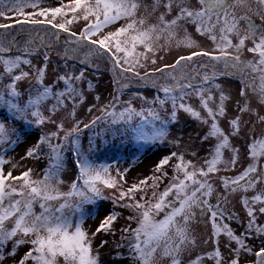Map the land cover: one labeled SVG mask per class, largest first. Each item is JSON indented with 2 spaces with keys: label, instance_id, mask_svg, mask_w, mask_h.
I'll list each match as a JSON object with an SVG mask.
<instances>
[{
  "label": "snow or ice",
  "instance_id": "snow-or-ice-1",
  "mask_svg": "<svg viewBox=\"0 0 264 264\" xmlns=\"http://www.w3.org/2000/svg\"><path fill=\"white\" fill-rule=\"evenodd\" d=\"M25 8L34 11L25 12ZM0 18L13 20L21 25V31L25 24L49 25L58 30L29 29L22 45L15 36L6 45L4 38L10 34H0V111L7 114L4 119L21 122L16 128L0 119V264L14 258L22 245H29L28 250L14 264H59L60 258L63 264H102L99 248L107 242L101 241L94 249V239L102 231H111L120 213L110 212L91 234L83 225L91 215L86 206L96 208L106 199L114 207L131 213L127 217L129 225L122 229V239L127 243L118 245L127 247L130 264H185L184 254L196 245L191 229L196 209H200L201 217L205 211L210 214V239L215 242L221 234L227 237L225 247L230 257L225 260L217 242L211 252L189 258L187 264H203L205 259L214 264H239L242 252L252 254L246 240L253 232L264 235V224L256 222L257 213L264 215V188L256 191L258 184L264 185V114L250 102L254 95L258 106L264 107V0H196L195 5L192 0H151L150 4L144 0H68L65 4L61 0L60 6L50 8L40 7L39 0H0ZM81 20L84 26L73 31L71 25ZM118 23L114 30L107 31ZM12 26L0 24V29ZM189 26L211 40L214 48L191 51L189 55L177 56L173 63L149 69V63L156 65L158 59L164 58L161 53L199 48ZM61 32L67 35L63 38L64 49L57 55L65 68L69 61L83 67L79 73L64 71L54 83H45L51 63L49 52L61 41ZM249 41L247 51L254 54L253 58H242V50ZM41 49L43 64L36 66L30 57ZM93 57L107 58L114 72L115 88L111 99L98 108L100 114L84 123L75 119L77 108L85 101L79 85L85 80V69L93 66ZM195 58L207 59L197 62ZM221 77L239 79V96L243 101L235 102L236 114L228 119L227 130L219 121L227 115L226 103L231 96L216 83ZM130 81L155 89L157 94L148 100L133 92L128 100L121 101L124 91L133 87ZM60 83L63 87L58 86ZM91 87L89 81L88 88ZM193 95L199 99L205 115L186 102ZM137 98L149 107L137 110L133 106V99ZM166 104H171L167 120L159 114ZM69 105L71 111L67 116L74 122L65 128L63 121L57 123L53 117ZM95 107L91 105L88 111ZM179 111L207 126L200 138L202 142L215 140L203 165L198 167L186 160L183 153L173 152L160 159L153 175L129 185L130 169L121 171L116 167L113 175L114 165L100 161L101 155L107 156L116 148L117 141L121 147L135 143L139 149L163 140L168 123L176 121ZM244 114L255 119L244 121ZM137 117L139 122L133 124ZM46 123L53 124L56 130L42 133L21 157L46 158L47 167L42 174L33 178L32 169L17 176L11 170L5 172L4 165L11 162L5 160L4 153L22 142L28 135L26 128L35 130ZM257 125L261 126L259 133ZM243 127H248L246 148L250 162L237 175L218 177L223 192L217 194V204L211 205L208 198L215 191L211 178L222 170L236 168L240 149L231 138L239 136ZM85 130L90 133L87 147L81 139ZM69 151L77 175L68 190L61 191V174ZM225 151L230 153L227 159ZM173 159L176 162L169 176L164 167ZM15 168L17 164H12ZM165 179L168 183L160 190ZM106 189L111 190V195H106ZM238 191L254 192L251 197L243 195L240 199L247 223L239 235L228 223L239 218L226 213L221 206L227 205L229 194ZM53 202H59L58 206L54 207ZM37 204L39 212L34 211ZM161 214L162 218H158ZM9 221L10 226H6ZM132 223L136 224L134 228ZM254 255L255 264H264V247ZM117 256L123 258L121 253Z\"/></svg>",
  "mask_w": 264,
  "mask_h": 264
},
{
  "label": "rangeland",
  "instance_id": "rangeland-1",
  "mask_svg": "<svg viewBox=\"0 0 264 264\" xmlns=\"http://www.w3.org/2000/svg\"><path fill=\"white\" fill-rule=\"evenodd\" d=\"M145 3L150 4L151 0H144ZM193 2V0H192ZM40 7L50 8V7H58L60 6L61 0H39ZM63 3H68V0H63ZM34 9L32 8H25V12H32ZM143 12V9H141ZM22 19V17L20 18ZM59 20V18H58ZM123 23V21L119 22ZM119 23L115 26H110L107 31L114 30V27H118ZM0 24H10L13 25L11 28L5 30L0 29V34H10L6 35L4 38V43L6 45L10 44L12 41V37L15 36L17 42L19 44H23L25 40L28 38L29 29L32 28H40L42 30L48 32H55L58 31L56 29H51L49 25L43 26H32L30 24L23 25V31H21V25L15 24L13 20H5L0 18ZM84 26V21H80L79 23L71 25L73 31H79ZM189 31L193 33V38L197 40L199 44V48L194 49H187L181 48L179 50L173 49L171 52L163 55V59L157 60L156 65H152L149 63L148 68L152 69L155 67H159L163 64H170L173 63L177 56L179 55H189L191 51H200L202 49H213V44L205 43V39L201 35L196 34L194 29L189 26ZM34 34V33H33ZM66 33L61 32V41L50 50L49 54L51 57V63H49L47 68V74L45 83H54L56 76L58 74H62L64 71H75L79 73L82 65L78 62L73 63L69 61L67 68H65L64 63L61 61L60 57L57 53L62 52L64 49L63 38L66 36ZM207 41V39H206ZM54 42V38H53ZM15 51V50H14ZM43 52L44 49H41L40 53L34 54L30 57L32 64L36 66H42L43 64ZM244 58V57H242ZM79 57H77L78 61ZM197 62L206 61L207 58H195ZM92 67H87L85 69V80L82 84L79 85L84 91L85 94V101L82 105H80L76 110V120H81L84 123L90 121L94 116L99 115L98 108L101 105L106 104L110 99L114 92L115 85L113 83L114 73L112 71V66L108 62L106 57H93L92 58ZM219 66H223L220 64ZM2 70V68H0ZM25 70L27 66H25ZM140 72L143 73L144 69H140ZM117 79L119 77L117 76ZM91 82L92 87L91 89L88 88V82ZM133 84V87L130 90H125L124 94L121 97V101H126L130 98L133 92L137 93L139 96L146 97L148 100H152L156 93L155 89L150 87H141L137 85L134 81H130ZM220 83L226 93L230 94L231 100L226 103V110L227 115L224 118L220 119V125L225 130L228 129V119L232 118L235 112V102L239 99L242 101V98L239 96V90L241 85H231L230 83ZM25 85L22 84L21 88ZM59 87H63L62 83L58 85ZM218 95V94H217ZM99 97V100L95 99ZM187 103H190L194 108L198 111H201L202 115H205L203 109L200 108L199 99L196 96H191L187 99ZM251 106L257 108L261 114H264V107H260L257 104V98L253 95L250 98ZM48 103H51L49 101ZM91 105H96L93 108L92 112L88 111V108ZM133 106L139 110L141 107H149V105H145L144 101L137 98L133 99ZM210 106H214L211 105ZM71 111V106L69 105L67 110L59 111L53 119L60 123L63 121L65 128H69L72 126L74 120L67 116V112ZM171 112V104H166L163 108L159 109V114L165 120L168 119L169 114ZM7 114L4 111H0V119H3L4 123L10 127L19 128L21 126V122L17 120H8L4 119ZM255 117L251 116L250 114H244L243 120L249 121L254 120ZM139 122V118H135L132 123L136 124ZM250 126V125H249ZM81 127L83 125L81 124ZM260 125H257V133H259ZM55 126L50 123H46L42 127H37L35 130L32 128H26L25 131L28 135L22 140L21 143L15 146L14 149L9 150L4 153L5 160L10 161L4 165L5 172L11 170L14 176L19 175L22 171L27 169L33 170V178H37L39 174H42V171L45 167H47V160L46 158H41L39 160L27 158L21 159L25 155L26 150L34 145L39 136L44 132L55 131ZM207 131V126L201 124L199 121L190 117L187 113L183 111H179L177 114V119L175 122H169L167 125L166 135L161 141H157L152 144H147L144 147H140L137 149L135 143H127V147H121L119 141H117V146L112 151H110L107 156L101 155L100 161L106 162L109 164H113L114 167L112 168V174L115 175L116 167H118L121 171L125 168L130 169L127 173V180L128 184L130 185L133 182H136L139 179H143L146 176L153 175V170L155 165L162 159L163 157L169 156L171 153H183L186 160H191L194 164L198 167L203 165L204 158L208 154L209 147L215 143V140L210 139L209 141L202 142L201 137ZM89 131L85 130L82 134V144L84 147H87V138L89 136ZM232 143L234 146L240 149V159L235 169H230L228 171H220L215 176H212L211 182L214 185L215 191L213 194L208 198L209 203L211 205L217 204V194L222 193L223 189L219 184L218 177L219 176H234L237 175L240 171L243 170L244 167L250 162L247 157V148H246V141H248V127H243L242 132L237 137H232ZM5 147H8L5 145ZM119 149V151H117ZM45 151L47 149L45 148ZM195 153V155H192ZM230 153L225 151L224 157L225 159L229 158ZM115 160V161H114ZM113 161V162H111ZM176 161L175 159L171 160L168 165L164 167V170L168 173L169 176L173 174L172 172V164ZM264 162V161H262ZM12 164H17V168L12 169ZM223 168V166H221ZM77 169L73 163V157L71 152H67L65 154V169L61 174V179L63 180V184H61L60 190L67 191L68 186L71 182L76 178ZM151 183V181H149ZM168 183L167 179L164 180L163 183L160 184V190H163L165 185ZM127 186V185H126ZM261 188H264V185H257L256 191H259ZM106 195H111V190H105ZM254 194L253 191H249L248 193L243 192H236L233 194L228 195V203L224 205L222 203V208L226 210V213H234L239 218L238 220H231L228 221L230 226L233 228L234 232L239 235L241 232L244 231V228L247 223V214L246 210L240 203V199L243 195H247L251 197ZM139 198V194L137 196ZM8 201L5 200V204ZM59 202H53V206H58ZM259 207V205H257ZM86 210L91 213V215L85 220L83 227L91 234L94 232L95 229L99 226L101 220H103L110 212L115 211L120 213L117 220L113 223L112 229L109 232H100L96 235L93 248L96 249L99 247L101 241H106L107 243L102 247L99 248L100 259L102 264H130L129 259L127 258L128 249L127 247H118V245H125L127 243L126 240H123L122 237L124 233L122 229L127 227L130 221L127 217L131 214L126 209H120L118 206L114 207L111 200H104L100 202L99 206L93 208L92 206H86ZM34 211L39 212V205L34 206ZM196 219H194L191 223L192 233L196 238V245L192 249L191 252H186L184 254L185 264H187V260L189 258H194L196 255L205 256L207 253L211 252L216 246L217 242L219 245V249L222 252L225 260L230 257V253L228 252L225 245L228 243L227 237L221 234L220 236L215 238V242L213 239H210L211 232H212V221L210 218V214L205 211L203 217H201L200 209H196ZM162 215L158 218H162ZM256 222L257 224H264V215L257 213L256 215ZM11 222H6V226H10ZM131 226L134 228L136 226L135 223H132ZM205 241H208L205 243ZM247 245L252 249V254L247 252H242L239 256V264H255L256 257L254 255L255 251L259 250L260 248L264 247V235H258L253 232L249 239L246 240ZM235 246V245H233ZM7 247L11 248V243L7 245ZM29 245H22L17 250V254L14 258L8 259L5 261V264H14V260H19L21 256H23L24 252L28 250ZM117 253L123 254V258L117 256ZM30 264V262H29ZM59 264H63L62 258H60ZM203 264H214L213 260L205 259Z\"/></svg>",
  "mask_w": 264,
  "mask_h": 264
},
{
  "label": "flooded vegetation",
  "instance_id": "flooded-vegetation-1",
  "mask_svg": "<svg viewBox=\"0 0 264 264\" xmlns=\"http://www.w3.org/2000/svg\"><path fill=\"white\" fill-rule=\"evenodd\" d=\"M194 5H195V3H196V0H193V2H192ZM256 23H260V21L257 19L256 20ZM243 27V26H242ZM202 38H203V41H204V39H205V43H207L208 45L209 44H213V42L211 41V40H209L206 36H201ZM206 39H207V41H206ZM232 39H233V42L235 43L236 42V37L235 36H233L232 37ZM251 46V42L249 41V42H246V46H245V48L242 50V57H244V58H246V59H252L253 58V55L254 54H252V53H249L248 51H247V47H250ZM206 50H209V49H206ZM220 68H223V66H219ZM113 71V70H112ZM114 73V72H113ZM222 81H225V82H223V83H230L231 85H233V86H235V85H240V81H239V79L237 78V77H221V78H219L217 81H216V83L217 82H222ZM241 87V86H240ZM239 87V88H240ZM252 97H253V95H252Z\"/></svg>",
  "mask_w": 264,
  "mask_h": 264
},
{
  "label": "trees",
  "instance_id": "trees-1",
  "mask_svg": "<svg viewBox=\"0 0 264 264\" xmlns=\"http://www.w3.org/2000/svg\"><path fill=\"white\" fill-rule=\"evenodd\" d=\"M115 161V160H114ZM111 162H113V161H111Z\"/></svg>",
  "mask_w": 264,
  "mask_h": 264
}]
</instances>
